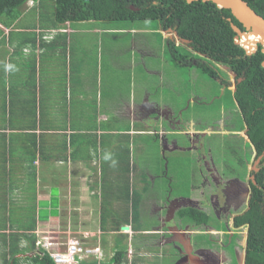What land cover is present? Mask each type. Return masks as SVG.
I'll return each mask as SVG.
<instances>
[{
	"label": "crops",
	"instance_id": "obj_1",
	"mask_svg": "<svg viewBox=\"0 0 264 264\" xmlns=\"http://www.w3.org/2000/svg\"><path fill=\"white\" fill-rule=\"evenodd\" d=\"M36 3L31 1L28 7L33 8ZM84 22H68V27L61 29H3L0 52L1 48L7 50L3 51L0 60V98H4L0 109V178L5 184L0 186V198L7 202L5 212L18 214L17 218L23 214L18 203H26L24 193L31 202L27 203L34 206L35 214L55 211V218L35 221L34 237L40 240V236H49L45 241L47 244H52L49 241L51 234L61 230L62 213L65 212L68 217L72 213L76 214L73 222L75 226L71 225L69 218L67 227L62 228V234H66L67 239L79 242L93 237L92 245L87 246L90 250L94 248L93 253L82 255L77 264H164L159 259L163 255L176 258L175 248L178 246L177 240L172 238L174 230L167 229V226L171 224L177 228L178 224L176 221L163 220V210L158 206L163 204L162 201L157 203L154 210L155 213L159 207L162 222L159 227L134 229L137 225V219L134 225V215L125 222V218L120 221L113 215L105 216V213L113 214L110 204H117L119 198L116 208L119 206V209H124L122 212L126 211L127 206L135 207L136 200L131 198V184L128 187L125 178L129 164H135L131 150L136 148L139 156L137 173L149 179L148 184L142 179L138 184L162 189L166 173L158 170L155 174V169L149 171L148 167V159H156L153 151L160 150V155H157L160 162L180 163L181 158L177 154L187 152V148H191L193 156L197 157L195 151L198 142L195 139L199 138L198 141L202 143L205 138L203 133L207 132L204 128H189V125H194L192 119L181 128V108L173 105L172 97L162 98L159 100L161 102L151 99V76L161 78L170 61L168 54L176 56L171 50L172 44H166L172 34L171 27L156 28L158 30L153 35H158V39L159 35L162 36L163 42L156 43L158 45L155 47L141 37L143 34L151 35L150 29H127L133 36L126 52L138 56L139 66L133 57L125 64H113V59L103 60L99 54L96 61L82 65L72 57L71 38L87 31L102 33L99 28H71L70 23ZM16 33L32 35L27 36L30 37L29 41L25 38L23 42H18L15 40ZM19 48L21 58L17 52ZM56 56L65 57L60 61L62 66L59 61H54ZM113 69L118 73L113 75ZM171 79L175 80L173 73L168 78ZM122 93L126 94L123 97L124 105H113V99ZM176 96H179L178 93ZM238 116L242 117L241 113ZM113 117L117 120L114 126ZM125 122H128L129 127L121 128L120 125ZM241 134L244 135V132ZM142 135L152 138V143L145 145L144 140L137 141L136 138L141 139L139 136ZM120 136L127 137L129 143L126 148ZM181 136L187 142L189 139L188 147L182 145ZM144 145L153 149L149 157L145 150L142 151ZM200 158L198 161H202ZM124 166L125 177L124 174L115 177L114 172L119 169L117 172H123ZM143 169L144 174H140ZM135 173L136 168L133 167L132 182ZM198 175L205 176L201 171L197 172ZM104 183L105 186L110 185V190H104ZM171 195V192L166 191L165 196L160 197L166 202L186 198L182 194L172 198ZM157 197L156 200H161ZM52 199L56 200L55 204ZM14 206L18 209L13 210ZM108 207H111L109 211ZM117 223L118 226H128L127 245L119 246L113 240V229L118 230ZM17 227L14 220L12 225L0 231L6 233V237L10 233L20 235ZM167 230L170 240L164 242L162 235H166ZM130 232L141 237L132 236ZM118 233L121 234L120 231ZM153 234L160 236L152 237ZM17 242L25 244V236L21 235ZM27 256L25 254L22 259ZM22 259L20 264H27ZM178 263L175 261L174 264Z\"/></svg>",
	"mask_w": 264,
	"mask_h": 264
},
{
	"label": "rangeland",
	"instance_id": "obj_2",
	"mask_svg": "<svg viewBox=\"0 0 264 264\" xmlns=\"http://www.w3.org/2000/svg\"><path fill=\"white\" fill-rule=\"evenodd\" d=\"M28 3L30 1H27L23 7L20 8L21 11V16L15 23V28H25V29H33L35 28H45V29H61V28H67L68 24H62V25H56L54 22L53 18V8L54 5L52 1L50 0H43L41 1L42 5L40 7L39 3H36L33 8L28 7ZM71 28H80L83 29L82 27H86L85 29H90L92 30L93 28H99L102 30V33H93L92 31H87V32H82L80 36L74 35V37L71 38L70 44H72V57L75 61H79L82 65H84L86 62L92 63L97 60L98 54L99 56H103V60H111L113 59V64L117 63H122L125 64L130 61V58L133 57L135 59V64H139L138 56L136 54L130 55L129 52H126V49L129 48L131 44V38L132 34L127 31V29L134 28H143V29H156L158 27V23L156 21H143V22H128V21H117V22H99V21H86L83 24L80 23H70ZM113 29V30H111ZM16 41L18 42H23L27 36H31L32 34H21V33H16ZM142 38H145L147 43L153 47L157 46L158 42H163V37L159 35H149V34H143L141 35ZM241 40V38H240ZM79 41V42H78ZM22 45V43L19 45V47ZM68 45V44H67ZM66 45V46H67ZM257 45V44H256ZM78 46H80L78 48ZM178 51L184 55L186 54L190 58H193L192 61L188 57V61H183L181 60L180 56L178 57V60H175L170 54H168V65L165 67V73L164 75L160 77H155L151 76L150 78V90H151V99L155 100L157 102H161L162 98H171L173 105H175L177 108H181V119H182V124L181 128L185 126V123L188 122L189 119H192V122L195 124H200L199 127L202 128H219L220 123L217 121V119L221 116L224 117L226 114H229L231 117L230 119L237 124L241 123V120L238 118V110L235 108L232 110V104L227 97V95H222V89H220V85L218 84L217 80L212 78L208 73H203L200 68L197 67V60L200 59L201 57L195 53V52H186L182 50L181 46H177ZM7 50V48H1L2 55L3 56V51ZM20 58H21V48L17 50ZM53 52V50H51ZM59 57V56H58ZM57 56L55 57L54 61H59V65L62 66L61 62L62 60L65 59L63 58H58ZM181 62V66H179L178 62ZM196 61V62H194ZM187 62V63H186ZM207 62V60H205ZM186 64V65H184ZM139 66V65H138ZM171 70V71H169ZM118 73L116 69H113V75ZM171 73L175 75V80L171 79L168 80L170 77ZM55 76H57L55 74ZM59 77V76H58ZM178 93L179 96H176ZM227 93V92H226ZM126 94L122 93V95H119L117 98L113 99V105L119 104L120 106H123V100L124 96ZM1 97V96H0ZM232 99V98H231ZM192 101V102H191ZM4 103V98H0V109L2 104ZM1 111V110H0ZM72 112L71 114H73ZM114 115V114H113ZM236 116V117H235ZM235 117V119H234ZM62 117H59V119ZM77 119V118H73ZM235 120V121H234ZM237 120V121H236ZM116 118L113 117V126L116 122ZM228 120H225V123ZM166 126V125H165ZM192 126V125H191ZM121 128H127L129 127L128 122L122 123L120 125ZM194 128V125H193ZM239 129V128H237ZM148 135H142L139 136L141 139L136 140H144L145 145H149L152 142V138L147 137ZM120 140L123 142V147L126 148L128 145L129 141L126 136H120ZM182 140V145L188 147L189 146V141L187 142L185 140V137L181 136L180 137ZM243 141L242 136H233V135H228V136H222V135H208L204 139H202V144L204 145L203 151H195L197 154V157L193 156V151L191 148H187V152H181L180 154H177L178 157H180V163L179 161H176V164H172V162H163V161H158L157 160V155H160V150L153 151L149 146L143 147L142 151L145 150V154L147 157L148 155L151 154V151H153L156 155V159L150 158L148 161H150L149 165L153 164V167L151 165L149 167V171H152L155 169V174L157 173L158 170L162 171L165 174V179H164V188L162 189H157V188H152L151 185L148 186H140L138 184L139 180H144L145 184L149 183V179L146 175L141 176L137 173V168H139V156L137 154V150H131V153L133 154L134 157V162L135 164H129V171L127 170L126 172V177H125V166L123 172H117L120 171L116 170L114 172L115 177H122L124 174V177L126 178L127 186L129 187V183L131 184L130 190H132L133 196L131 198L135 199V207L134 209L132 207L127 206V208L124 211L119 209V206L116 208V206L120 202V198L118 199L117 204L113 205V214L106 212L105 216L113 215L115 216V219H119L120 221L121 218H125L124 221L127 222L129 216L135 217V223L136 225V219H137V225L134 226V229L138 228L139 230H143L144 228H149V227H159L161 226V221L159 218V215L157 211L154 210L157 207V203L159 201H162L163 203H166V199H162L160 196H165V192L169 191L171 192V198L174 197V195L178 196L179 194H186L188 191L191 189V184L195 183H201V176H197V172L201 171L204 175H207V169L206 166L204 165L203 161H198V158L200 157L198 154H207L208 153V145L212 147V153L217 160L218 158H222V156L225 158V160L228 162L230 167L235 169L238 172V169L240 171V168L238 166V157L233 158L229 152L228 147H233L235 149L234 152H239V155H242V152L246 151L249 153V143H242ZM135 144L137 142L135 141ZM138 145V144H137ZM244 147V148H243ZM122 148V149H124ZM228 149V150H227ZM141 151V153H142ZM228 152L231 157L228 156ZM128 153V151H127ZM202 154V155H203ZM155 155H152L155 156ZM249 154L247 155V157ZM208 157V156H207ZM242 158V157H241ZM167 159V157H166ZM133 163V161H132ZM162 163V164H161ZM133 167L136 168V173H135V180L132 182V169ZM143 167V166H142ZM62 168V167H61ZM94 171L93 169H91ZM129 172V173H128ZM144 169L143 171L140 172V174H144ZM193 172L196 174V176H190V173ZM162 175V174H161ZM161 175H157L161 176ZM1 177V176H0ZM209 182L211 183L210 179H208ZM4 181L1 180L0 178V186H2ZM212 184V183H211ZM157 185V183H156ZM196 185V184H195ZM111 187L112 184H111ZM110 190V185H106L104 183V190ZM26 191V190H25ZM19 193V191L17 192ZM25 195V201L23 205H19V208L21 209V213L25 214L31 211V213H28L29 219H25L23 217V223L28 225L31 222V215L33 219L36 221H44L43 219L47 218V221L50 220V217L55 218L56 217V212H40L39 214L36 213V216L34 214V206L30 205L31 203L29 200H27L26 193ZM157 199L161 200H156ZM175 196V197H176ZM106 199V198H105ZM104 199V200H105ZM124 199V197H123ZM22 201H24V196L22 198ZM29 201V203H27ZM40 201H45L44 199H41ZM45 202H41V204H44ZM56 200L52 199V203L55 204ZM137 202L139 204H137ZM7 202L5 200H1L0 198V229L4 227H8L12 221H14V217L9 218V213L5 212V204ZM144 205V206H142ZM111 206V207H112ZM159 207L162 206V204L158 205ZM111 207H108V211ZM18 209V207H13V210ZM8 210L9 208L6 207ZM26 209H28V212H26ZM31 209V210H30ZM9 211V210H8ZM119 211V212H117ZM162 214V213H161ZM160 214V216H161ZM165 216V214H162ZM76 214L72 213L70 216H66L65 212L62 213L61 216V223L60 227L61 230L59 229V232L57 234H54L56 239L62 244V243H69L72 242L73 239H67L66 234H62V228L67 227L68 225V220L70 218L71 225H74V220H75ZM165 218V217H164ZM161 222V223H160ZM54 224V223H53ZM52 224V225H53ZM118 225V223H117ZM116 225V226H117ZM122 226L119 227L121 229ZM4 232L0 231V264H4L3 260H7L10 263H13V258L17 259H22V256L25 254H28L31 251L35 252H42L41 248H43L45 251H53L54 248L56 251H62L64 250V246H61L60 243H52V244H47L45 241L48 240V237L43 236H36L39 241H37L34 245L33 248L28 245V242L26 240L25 244H18V250L14 253H11L10 247L5 249V241H4ZM36 235V234H35ZM170 236V233L166 234ZM172 235V233H171ZM136 237H141V236H136ZM150 237V236H148ZM152 237H158V235H152ZM79 238H81V235H79ZM92 238H86L84 239V242H80L82 247H88L92 245ZM8 240L10 237L7 238ZM7 240V241H8ZM113 240L119 244V246L122 245H127V235L126 234H119L116 229H113ZM88 245V246H87ZM6 250V254H4ZM169 252H173L172 250H169ZM164 257H161L159 260L162 261L164 264H174L176 261V258L172 255H163Z\"/></svg>",
	"mask_w": 264,
	"mask_h": 264
},
{
	"label": "trees",
	"instance_id": "obj_3",
	"mask_svg": "<svg viewBox=\"0 0 264 264\" xmlns=\"http://www.w3.org/2000/svg\"><path fill=\"white\" fill-rule=\"evenodd\" d=\"M29 0H0V39L4 36L3 29H12L21 16L20 8ZM42 5L43 0H32ZM54 5V22L56 25L68 22H143L148 19L157 23H166L167 27L174 24L184 37L191 39L193 47L203 55L197 67L210 76L216 74V65L221 64L233 69L242 81L237 85L233 94L241 116L248 127L247 136L255 146L258 154L264 151V53L260 46L257 51L247 54L235 43L236 33L231 23L243 30L242 25L232 16L230 10L220 9L213 2L195 1L187 3L185 0H50ZM258 15L264 18V0H243ZM132 6L133 9L130 7ZM16 29V28H15ZM21 29V28H18ZM35 29V27H33ZM27 41L30 37L26 38ZM251 39V38H250ZM241 42L242 39H241ZM247 44V43H246ZM256 45V44H255ZM254 48V45H252ZM246 47V45H244ZM207 60V62H205ZM259 187H254L249 209L239 217V223L248 225L245 264H264V164L256 174ZM191 209L182 211L183 215H192ZM29 214L31 212H28ZM28 213H10L18 225L20 235L10 233L4 235L5 249L10 247L11 253L18 250V240L21 235L31 248L36 238L33 233L35 219L30 217V224L23 223V217L29 219ZM192 213V214H191ZM35 214V212H34ZM36 216V214H35ZM115 218V216H113ZM12 225V221L10 222ZM118 226V225H117ZM122 225H119L117 229ZM16 229V230H17ZM32 232V234L26 233ZM51 234L49 241L58 242ZM10 237L8 240L7 238ZM8 240V241H7ZM42 252H45L41 248ZM6 250L4 254H6ZM29 264H55L44 253L35 254L22 259ZM13 263L3 260L4 264H20L21 259L13 258Z\"/></svg>",
	"mask_w": 264,
	"mask_h": 264
},
{
	"label": "flooded vegetation",
	"instance_id": "obj_4",
	"mask_svg": "<svg viewBox=\"0 0 264 264\" xmlns=\"http://www.w3.org/2000/svg\"><path fill=\"white\" fill-rule=\"evenodd\" d=\"M146 21L154 20L148 19ZM158 28L165 29L170 27H167L166 23L158 22ZM177 28L176 24L170 28L172 34L166 40L167 45L172 44V46L170 45L171 50L176 54L173 58L178 60L180 56L183 61H188L189 59L192 61L193 59L186 54L182 55L178 51L177 46H181L182 50L186 52H195L202 57L193 47L192 40L185 38L184 34ZM157 30L150 29L151 35ZM240 30L243 31L242 29ZM259 46L262 52V46L259 44L256 45L254 52L257 51ZM197 61H203V59L200 58ZM214 65H216L214 67L216 68V74L212 75V78L216 79L220 85L222 95L226 94L230 102L234 104L232 105L234 108L231 109L234 110L236 104L240 115L241 111L233 94L236 92L237 85L242 81V78L238 77L237 73L229 66ZM230 118L229 114L224 117L220 116L217 119L220 123L219 128H204L207 133L204 132L203 135H205L204 137L211 134L242 136L243 141L250 144L249 153H247L245 148L242 155H239V152H234L235 149L233 147H228L231 156L233 158L238 157V160H241L238 162L240 171L239 169L238 172L234 168L232 169L223 156L215 160L211 150L212 147L208 145V153H202L203 155L200 154L201 158L199 157L207 169V175L200 178L201 183L191 184V189L188 193L182 194L186 198L168 201L160 207L163 210L162 214H165V216L163 215L164 221L168 219L169 222L176 221L178 224L177 228L170 226V224L167 229L171 228V230H174L172 238L178 242V246L175 248V255L179 264H245L248 225L239 223V217L249 209L254 187H259L256 181V174L264 164V151L258 154L255 146L249 140L247 136L248 127L244 124L243 117L238 116L243 121V123L238 124L239 126ZM225 120L228 121L225 123ZM185 126H187V123ZM199 126V123H194V128H202ZM188 127L193 128L191 125ZM242 132H244V135L241 134ZM198 140L199 138L195 139L198 142L196 151H203L204 145ZM243 141L241 142L244 143ZM229 152L228 156L231 157ZM248 154L249 156L247 157ZM190 176H195V174L191 172ZM208 179H210L212 184ZM193 190L194 192L192 193ZM186 209H191L194 214L191 213L192 215L190 216L187 214L183 215L182 211ZM158 210L159 207L156 210L159 215ZM118 231L121 232V229H118ZM166 233H169L168 230ZM130 234L132 235V232ZM132 236H137V233ZM167 236L170 237L163 233L162 239L164 242L170 240ZM64 263L73 264L66 261Z\"/></svg>",
	"mask_w": 264,
	"mask_h": 264
},
{
	"label": "water",
	"instance_id": "obj_5",
	"mask_svg": "<svg viewBox=\"0 0 264 264\" xmlns=\"http://www.w3.org/2000/svg\"><path fill=\"white\" fill-rule=\"evenodd\" d=\"M185 1L187 3H192L195 1L213 2L220 9L230 10L232 16L243 27V31H241L236 25L231 23V27L236 33L235 43L241 46L247 54H252L255 51L256 49L255 44L257 43L262 46V53H264V18L258 15L243 0H185ZM250 37L252 39H250ZM240 38H244V41L241 42ZM244 45H246V47H244ZM252 45H254V48ZM262 66L264 67V62L262 63ZM127 229L128 226L121 227V230H127Z\"/></svg>",
	"mask_w": 264,
	"mask_h": 264
},
{
	"label": "clouds",
	"instance_id": "obj_6",
	"mask_svg": "<svg viewBox=\"0 0 264 264\" xmlns=\"http://www.w3.org/2000/svg\"><path fill=\"white\" fill-rule=\"evenodd\" d=\"M29 1L31 2L32 0H29ZM201 56H203V55H201ZM120 233L121 234H126L128 236L127 230H121ZM37 241H39V240L36 239L35 243ZM70 245H74L73 257L75 259H77V262H75V263L72 262L73 264H77L78 261L81 260L82 255L94 252V248H91V250H90V248H88V247H82L81 243L78 240H74V241L69 242V243H62L61 246H64V250H62V251H56V249L54 248L53 251H45V252H37V253L40 256H43L44 253H46L52 259V261L55 263L52 255L56 254V253H60V254L66 255L69 252ZM77 248H79V250H77ZM35 253H36L35 251H31V252L28 253V255L29 256L30 255L34 256ZM65 258H67V257H65ZM27 264H29V263H27Z\"/></svg>",
	"mask_w": 264,
	"mask_h": 264
},
{
	"label": "built area",
	"instance_id": "obj_7",
	"mask_svg": "<svg viewBox=\"0 0 264 264\" xmlns=\"http://www.w3.org/2000/svg\"><path fill=\"white\" fill-rule=\"evenodd\" d=\"M77 250H79V248H77ZM73 252H74V245H70L69 252L66 255L56 253V254H53L52 256L56 263H63L65 259H67L69 262L75 263L77 262V259L73 257Z\"/></svg>",
	"mask_w": 264,
	"mask_h": 264
},
{
	"label": "bare ground",
	"instance_id": "obj_8",
	"mask_svg": "<svg viewBox=\"0 0 264 264\" xmlns=\"http://www.w3.org/2000/svg\"><path fill=\"white\" fill-rule=\"evenodd\" d=\"M250 38H251V37H250ZM241 39H242V41H244V38H241ZM251 39H252V38H251ZM246 42H247V41H246ZM249 43H250V42H249ZM256 44H257V43H256ZM73 241H74V240H73ZM57 243H60V242H57ZM60 244H61V243H60ZM65 261L68 262V263H72V262H69L67 259H65ZM65 261H64V262H65ZM64 262H63V263H56V264H65Z\"/></svg>",
	"mask_w": 264,
	"mask_h": 264
}]
</instances>
